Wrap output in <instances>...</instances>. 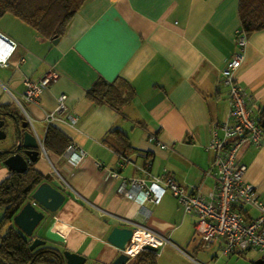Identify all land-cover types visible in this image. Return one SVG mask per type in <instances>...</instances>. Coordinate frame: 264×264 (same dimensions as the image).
I'll return each instance as SVG.
<instances>
[{"label": "crops", "instance_id": "crops-1", "mask_svg": "<svg viewBox=\"0 0 264 264\" xmlns=\"http://www.w3.org/2000/svg\"><path fill=\"white\" fill-rule=\"evenodd\" d=\"M238 9L239 0H87L55 43L9 13L0 17V34L16 43L6 65H0L3 114L27 121L16 101L25 91V79H38L50 70L58 73L26 107L28 129L43 147L35 168L49 177L44 183L65 196L49 217L65 236L62 249L85 257L86 264H111L120 253L107 242L111 230L141 225L169 238L165 254L184 258L183 248L197 255L194 249L203 246L213 252L207 263L225 264L221 241L197 243L196 216L185 214L171 193L158 204L147 203L145 217L120 189L128 188V178H145L148 169L152 176H170L188 190L199 188L205 200L216 191L207 146L214 130L221 134L219 126L228 116L229 88L222 83V72L238 51ZM234 78L248 94L256 119L263 118L264 29L247 37L245 59ZM97 81L112 85L110 102L97 104L90 98ZM62 94L66 112L49 125L69 139L66 152L58 156L45 150L43 140L45 113L56 109ZM14 104L20 113L12 109ZM4 118L12 123L14 136L12 118ZM113 129L127 136L128 155L116 152L108 137ZM11 143L15 137L0 145V151ZM71 147L86 152L79 165L68 160ZM240 161L247 167L244 181L264 201V137L259 146L243 148ZM9 173L0 165V182ZM240 210L246 218L256 215L247 207ZM250 252L255 264H264V253Z\"/></svg>", "mask_w": 264, "mask_h": 264}, {"label": "built area", "instance_id": "built-area-1", "mask_svg": "<svg viewBox=\"0 0 264 264\" xmlns=\"http://www.w3.org/2000/svg\"><path fill=\"white\" fill-rule=\"evenodd\" d=\"M236 44L238 51L222 72V83L229 88L227 120L219 126L221 134L213 131L207 146L213 155L211 169L216 173L217 182L216 191L211 194L210 200L202 197L199 188L191 187L188 190L170 176H152L148 169L144 171L145 178H128L126 179L128 188L120 189L123 197L139 205L138 212L145 217L149 213L147 203L158 204L167 192L171 193L185 214L196 216L195 232L205 246L215 240L221 241L223 256L250 250L264 253V201L260 198L257 188L244 181L243 176L247 167L240 161V152L243 148L261 144L264 129L258 124L249 107L248 94L234 78L235 71L245 59L247 44V37L240 30L236 32ZM15 48L14 41L0 34V65H6ZM57 78L58 73L50 70L38 79H25V91L16 101L27 121L30 120L27 103L34 102L40 92ZM65 99L66 95H60L56 109L45 113L48 126L60 121L61 115L65 114ZM71 121L74 122L73 119ZM71 149L72 153L68 160L72 165H79L86 157V152L77 147ZM243 207L253 209L256 212L255 217L246 218L240 210ZM168 243L169 238L136 225L124 253L133 258L146 245L157 248L158 253L159 249ZM134 244L139 245V248L135 253H131L129 248Z\"/></svg>", "mask_w": 264, "mask_h": 264}, {"label": "trees", "instance_id": "trees-1", "mask_svg": "<svg viewBox=\"0 0 264 264\" xmlns=\"http://www.w3.org/2000/svg\"><path fill=\"white\" fill-rule=\"evenodd\" d=\"M86 2L87 0H0V17L9 13L34 29L41 37L54 40L65 34L71 20ZM238 10L240 32L246 37L264 29V0H239ZM111 87L109 83L97 81L89 91V96L97 104L110 102L108 93ZM257 122L262 127L264 111L263 118L257 119ZM108 137L116 143L117 148L114 143L105 142L115 147L118 154L128 155L131 149L123 132L113 129ZM43 146L47 152L61 156L69 147V139L59 129L48 126ZM2 159L0 154V165ZM48 179V176L35 168L34 162H30L25 172H11L0 182V209H3L0 220V264H34L39 249H29L31 240L13 226V217L36 188ZM244 253L235 254L240 256ZM156 257L157 252L142 250L127 264H156Z\"/></svg>", "mask_w": 264, "mask_h": 264}, {"label": "water", "instance_id": "water-1", "mask_svg": "<svg viewBox=\"0 0 264 264\" xmlns=\"http://www.w3.org/2000/svg\"><path fill=\"white\" fill-rule=\"evenodd\" d=\"M58 39L54 41L57 42ZM6 116H10L14 122L16 133L14 135L16 143L10 145L9 149L0 151L3 156L1 164L10 172L23 173L27 170L28 162H35L42 151L40 141L30 132L27 121H18L15 115L0 111V141L5 140ZM6 126V127H5ZM65 196L48 183H43L30 196V199L21 207L19 212L13 217V224L27 238L31 240L29 249L34 251L47 243L64 244L65 236L55 229V222L49 223L51 213L56 212L64 203ZM39 232L36 235L35 232ZM133 229L114 227L107 237V242L116 247L120 253L111 264H127L131 258L124 253L131 240ZM37 237H34V236ZM143 250L157 252V248L146 245ZM65 264H86L85 257L63 251ZM32 264V263H31ZM98 264V263H91Z\"/></svg>", "mask_w": 264, "mask_h": 264}, {"label": "rangeland", "instance_id": "rangeland-1", "mask_svg": "<svg viewBox=\"0 0 264 264\" xmlns=\"http://www.w3.org/2000/svg\"><path fill=\"white\" fill-rule=\"evenodd\" d=\"M4 92V91H2ZM4 94H6L4 92ZM12 109L14 111H18L20 113V109L17 107V105H13ZM7 128H6V139L0 141V145H8L10 144V141L12 140V138L14 137L12 134V123L10 121L7 122ZM43 155V154H42ZM3 216V209H0V220ZM195 240L197 243H199L198 241H201V239L199 238V236L196 234L195 235ZM203 247V246H202ZM195 248L194 250L196 251L197 255L190 251V250H186V249H182L183 252L187 255V257H184L186 260H184V258H182L181 256H177L174 252H167L166 254L164 253V247L159 249V254L157 253V257H156V264H209L207 263L206 259H208L209 255L211 253H213L212 251H210V249H205L203 248ZM175 251V250H174ZM250 251H254V250H250ZM245 252L244 255L242 256H231L230 259L225 258L224 263L225 264H242V259L243 261H249L251 262L250 264H255V261L251 260V252ZM164 253V256L161 258V255ZM217 255V254H216ZM211 258V257H209Z\"/></svg>", "mask_w": 264, "mask_h": 264}, {"label": "flooded vegetation", "instance_id": "flooded-vegetation-1", "mask_svg": "<svg viewBox=\"0 0 264 264\" xmlns=\"http://www.w3.org/2000/svg\"><path fill=\"white\" fill-rule=\"evenodd\" d=\"M35 234L39 235V232L37 231ZM36 235L34 237H37ZM35 250L38 251L35 255L36 262L34 261V264H46L45 262L48 261L51 262L50 264H65V260L62 255L64 249H62L61 244L47 243L45 246H40Z\"/></svg>", "mask_w": 264, "mask_h": 264}, {"label": "bare ground", "instance_id": "bare-ground-1", "mask_svg": "<svg viewBox=\"0 0 264 264\" xmlns=\"http://www.w3.org/2000/svg\"><path fill=\"white\" fill-rule=\"evenodd\" d=\"M138 248H139V245L134 244L133 246H131V247L129 248V251H130L131 253H135V252L137 251Z\"/></svg>", "mask_w": 264, "mask_h": 264}]
</instances>
